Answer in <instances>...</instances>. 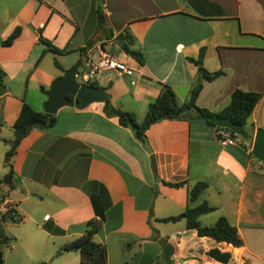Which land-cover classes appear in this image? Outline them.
<instances>
[{"label": "crops", "instance_id": "crops-1", "mask_svg": "<svg viewBox=\"0 0 264 264\" xmlns=\"http://www.w3.org/2000/svg\"><path fill=\"white\" fill-rule=\"evenodd\" d=\"M4 14L2 42L15 27L21 31L11 44L0 45L6 88L0 96V178L8 171L3 132L12 129L23 102L42 111L46 100L29 95L30 81L49 89L81 53L97 60L116 45L122 51L118 37L126 33L140 61L123 51L113 55L134 74L103 71L92 83L106 90L112 106L141 122L163 84L182 104L198 73L189 59L203 51L202 66L224 74L202 83L197 105L220 112L234 89L260 92L250 123L254 131L264 129V0H11ZM40 36L68 50L62 62H51L52 69L44 65L51 52H44ZM103 108L98 102L63 107L52 127L33 128L19 143L11 158L18 185L1 192L21 221L0 220V238L10 224L24 226L13 232L11 247L21 246L20 260L9 262L0 252L3 264H79L77 251L57 252L91 219L100 222L94 240L105 246L106 264H168L166 243L173 249L169 264H264V171L252 163L251 140L221 137L194 117L157 122L140 142ZM178 182L185 185L165 184ZM197 182L207 186L190 201L188 191ZM202 202L214 210L198 217L200 225L224 217L237 229L240 246L199 236L184 218L161 221ZM212 249L229 253V261L209 257Z\"/></svg>", "mask_w": 264, "mask_h": 264}, {"label": "trees", "instance_id": "trees-1", "mask_svg": "<svg viewBox=\"0 0 264 264\" xmlns=\"http://www.w3.org/2000/svg\"><path fill=\"white\" fill-rule=\"evenodd\" d=\"M97 20L99 26H102V16L100 11H96ZM21 27L17 26L14 30L4 39L3 44L9 45L13 42L16 36L20 33ZM120 39V46L125 54H129L140 61V53L129 49L131 44V38L126 34H121L118 37ZM39 41L45 46L44 52L50 51L57 54H63L67 52V49H58L50 41L43 37H39ZM203 51L200 52L198 58L189 60L198 66L197 78L192 85L188 98L182 103L177 102L174 91L167 84H163L158 95L152 101L147 109V112L141 122L136 120L134 113L124 111L112 106L107 100L104 103V112L107 116L117 117L118 123L130 128L134 137L144 142L146 138V131L148 128L162 120H190L197 117L202 118L207 124L214 126L216 130L223 129L229 132L233 136H238L232 131L221 128L215 125L216 118L228 117L234 123L243 125L250 133H254L253 124L250 123V116L260 100L262 93L245 90L243 88H236L231 92L230 101L228 105L220 112H212L206 108L197 105V98L202 89L203 82H212L224 74L223 71L217 70L210 72L202 66ZM55 65L61 68V66L55 61ZM1 76H4V72L0 69ZM92 85V84H91ZM43 89V88H42ZM55 115L48 114L41 111L34 110L29 104L23 102L17 118L12 125L13 138L5 141L9 148L5 152L4 163L8 168L7 173L0 178V204L5 199V194L1 192L2 187H6L8 190H14L18 182L14 176L11 158L16 152V149L21 140L27 136V134L33 129H47L55 124ZM251 142L250 140H248ZM251 155V152H250ZM252 156V155H251ZM171 187H182L185 182L178 183H165ZM206 183L197 182L188 191V198L190 201L195 200L200 192L206 188ZM214 208L210 207L206 202L195 207H188L179 216L168 217L161 219L163 222L175 221L181 218L186 220V227L195 229L199 236H208L218 242H226L238 247L242 244V240L235 227L228 224L224 217H220L214 224L209 226H202L198 221V217L202 214L213 211ZM16 212L15 209H11L9 213L1 215V221L20 222L21 217L16 213L15 216L11 215V212ZM100 228V222L91 219L85 223L83 233L74 240L64 244L57 254H61L64 251H77L80 255L79 264H106V248L103 244L94 240V235ZM9 239L7 237L0 238V244L7 243ZM207 255L219 262L227 263L230 259V254L227 252H221L218 249H212L207 252ZM0 264L2 263L0 255ZM46 264V263H38Z\"/></svg>", "mask_w": 264, "mask_h": 264}, {"label": "water", "instance_id": "water-1", "mask_svg": "<svg viewBox=\"0 0 264 264\" xmlns=\"http://www.w3.org/2000/svg\"><path fill=\"white\" fill-rule=\"evenodd\" d=\"M0 39V45H2ZM85 52L81 53L79 59L70 68L65 69L63 74L56 78L50 88L46 90V100L43 104V112L55 115L59 109L63 107H75L83 109L91 103H105L108 99V94L103 87L93 86L91 84L79 83L76 80V74L84 59ZM6 88L3 84V78L0 73V96L3 95ZM215 125L221 128H226L242 139L251 140V155L264 162V129L256 128L253 134H250L243 125L234 123L228 117H219L215 120ZM151 169L154 171L155 160L154 156H150ZM172 246L166 243L163 249L165 261L170 263L172 255Z\"/></svg>", "mask_w": 264, "mask_h": 264}, {"label": "rangeland", "instance_id": "rangeland-1", "mask_svg": "<svg viewBox=\"0 0 264 264\" xmlns=\"http://www.w3.org/2000/svg\"><path fill=\"white\" fill-rule=\"evenodd\" d=\"M9 2H11V0H0V16L1 17H4L5 14H4V6L6 4H8ZM17 4V2L14 4V6ZM256 43H263L259 40H256ZM121 52L119 47L116 45L113 49H112V54H118L121 56ZM65 54H57V53H49L44 62V65L48 64L49 65V68L52 69V61L53 60H58V62H62V57H64ZM54 56L55 59H52V57ZM125 58V57H124ZM55 62V61H54ZM35 78H33L30 83H29V89H28V93L30 96H34V95H37V96H41V97H44L46 96V90L48 89H42L39 87V85L37 84V82L34 81ZM78 82H81L80 79H78ZM93 83V82H92ZM43 112V109L42 111ZM2 137L5 138V141H8V140H11L13 138V131L12 129L11 130H6L3 132L2 134ZM236 138H238L239 140H242L244 142H248V140H245V139H242L240 136H236ZM5 147V150H8L9 146H4ZM5 156V153L4 155L2 156V158H4ZM252 158V163L255 164V167L256 169L258 168L256 166L257 163H259L261 165L260 167V170L264 171V162L262 161H259L257 159H255L253 156H251ZM24 226H19V225H16L14 226L13 224H10V229L8 231L5 232V235L6 237L9 239L8 243L7 244H2L0 245V252H3L5 253V256L7 258V260L9 262H12V261H16V262H19L20 260V250H21V246L20 245H17V247L15 249H11L12 245L15 244V235L13 232L15 231H19L21 229H23ZM78 253V258H80L79 256V252ZM77 255V254H75ZM79 260V259H78ZM54 260L53 259H49L46 263L48 264H52Z\"/></svg>", "mask_w": 264, "mask_h": 264}, {"label": "built area", "instance_id": "built-area-1", "mask_svg": "<svg viewBox=\"0 0 264 264\" xmlns=\"http://www.w3.org/2000/svg\"><path fill=\"white\" fill-rule=\"evenodd\" d=\"M103 71H113L119 76L127 77H131L134 74V69L128 64L117 60L111 53L103 52L97 60H94L89 56H86L83 59L82 64L77 71L76 80L78 81V79H80L81 82L79 83L92 84L97 74ZM131 84H134V82L131 81ZM229 134V132L223 129L218 131V135L221 137H228ZM11 209H13V206L6 200H3L0 204V220L1 215L9 213ZM11 215L15 216L16 212H11Z\"/></svg>", "mask_w": 264, "mask_h": 264}]
</instances>
